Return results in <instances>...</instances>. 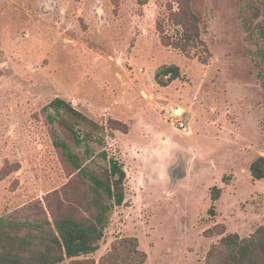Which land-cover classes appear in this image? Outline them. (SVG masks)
Here are the masks:
<instances>
[{"label": "rangeland", "instance_id": "obj_1", "mask_svg": "<svg viewBox=\"0 0 264 264\" xmlns=\"http://www.w3.org/2000/svg\"><path fill=\"white\" fill-rule=\"evenodd\" d=\"M178 1L0 0V217L52 220L58 201L77 198L52 133L70 136L46 111L60 98L106 127L104 148L127 174V205L96 264L117 238H137L146 264H206L219 227L244 239L264 226V180L250 173L264 156L260 0H192L209 57L163 41L161 31H180ZM164 65L181 72L167 87L155 81ZM167 102L190 113V133L162 111Z\"/></svg>", "mask_w": 264, "mask_h": 264}, {"label": "trees", "instance_id": "obj_2", "mask_svg": "<svg viewBox=\"0 0 264 264\" xmlns=\"http://www.w3.org/2000/svg\"><path fill=\"white\" fill-rule=\"evenodd\" d=\"M191 3L192 0H179L178 11L171 10L170 21L180 31L176 36H165L161 31L163 41L187 56L195 50L196 55L202 51L209 57L200 18L192 10ZM260 4L262 8L255 7L252 17L262 18L254 30L264 44V0H260ZM258 57L264 63V46L259 48ZM199 59L202 60L200 56ZM206 61L203 59L204 63ZM259 77L264 89L262 66ZM180 78V68L176 65H164L155 72V81L161 87ZM46 111H51L49 122L59 124L70 136L68 141L55 131L52 133L54 147L62 161L78 178L73 185L78 196L58 201L57 209L51 210L52 220L43 212L38 213V217H0V264H96L92 256L105 240L116 209L127 205V174L123 164L109 156L104 148L108 135L106 127L60 98L52 101ZM111 123L115 125L114 130H127L128 133V127L121 122ZM109 135L114 137L113 133ZM96 165L100 166L99 171ZM250 173L254 181L264 180V156L251 164ZM218 193V190L212 192L213 201L219 198ZM81 211L87 215L77 216ZM217 234L223 237L209 251L206 264H264V226L244 239L238 234L225 235L223 227L218 228ZM212 235L213 231L206 232L207 237ZM147 259L137 238H117L100 264H146Z\"/></svg>", "mask_w": 264, "mask_h": 264}, {"label": "built area", "instance_id": "obj_3", "mask_svg": "<svg viewBox=\"0 0 264 264\" xmlns=\"http://www.w3.org/2000/svg\"><path fill=\"white\" fill-rule=\"evenodd\" d=\"M169 110L170 118L179 130H182L185 133H190V122L191 116L190 113L182 106L168 103L162 111Z\"/></svg>", "mask_w": 264, "mask_h": 264}]
</instances>
